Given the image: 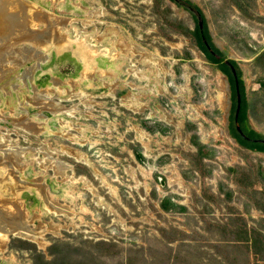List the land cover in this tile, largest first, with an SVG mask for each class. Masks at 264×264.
I'll return each mask as SVG.
<instances>
[{
	"label": "rangeland",
	"instance_id": "1",
	"mask_svg": "<svg viewBox=\"0 0 264 264\" xmlns=\"http://www.w3.org/2000/svg\"><path fill=\"white\" fill-rule=\"evenodd\" d=\"M13 1L29 27L0 42V264H213L219 222L264 211V153L230 135L193 6L264 137V0Z\"/></svg>",
	"mask_w": 264,
	"mask_h": 264
},
{
	"label": "trees",
	"instance_id": "2",
	"mask_svg": "<svg viewBox=\"0 0 264 264\" xmlns=\"http://www.w3.org/2000/svg\"><path fill=\"white\" fill-rule=\"evenodd\" d=\"M193 8L196 9L198 15L200 16L202 27H199V24L196 26V30L194 32V36L197 41V46L200 50H202L207 58L214 64L218 65L219 70L229 77V83L232 90V101L236 103V95L237 92L240 95V109L237 118L235 119L234 115L231 117V126H230V135L233 139L237 141L240 145H243L247 147L250 150H254L256 152L264 153V143L256 142L257 140H264V137L257 134L254 130H252L249 125L247 124L246 120V105L244 101V86L243 81L240 77L239 71H237V64L230 60H225L224 58L217 59L214 56L219 55L221 56L222 53L213 45L211 42L210 35L207 30L206 22L203 17V15L198 11L196 7L193 6ZM230 66L233 67L236 74V80L234 79L232 72L230 70ZM236 108V106H235ZM235 114V111H234ZM237 127L240 128L241 132L245 136V138H242L238 132ZM11 247V245H10ZM32 250V248L30 249ZM33 252L36 253V251ZM48 255L53 256L51 261H48L44 258V256L40 255L39 253L35 254V261L37 260L36 264H55L56 257L55 255L50 252V249L48 250ZM58 264V263H57Z\"/></svg>",
	"mask_w": 264,
	"mask_h": 264
},
{
	"label": "crops",
	"instance_id": "3",
	"mask_svg": "<svg viewBox=\"0 0 264 264\" xmlns=\"http://www.w3.org/2000/svg\"><path fill=\"white\" fill-rule=\"evenodd\" d=\"M261 213L260 219L229 221L227 227L219 222L217 227L230 229L217 237L213 264H264V211Z\"/></svg>",
	"mask_w": 264,
	"mask_h": 264
},
{
	"label": "bare ground",
	"instance_id": "4",
	"mask_svg": "<svg viewBox=\"0 0 264 264\" xmlns=\"http://www.w3.org/2000/svg\"><path fill=\"white\" fill-rule=\"evenodd\" d=\"M23 11L24 7H22L21 2H14L13 0H0V38L2 37L0 39V42H5L19 29H22L20 31L22 32V34H24L23 32L28 31L29 19L25 16V13H23ZM18 13H21L23 15H20ZM30 17L32 18V16ZM8 43L10 42H7V45ZM6 47L8 48L7 50L10 49L11 52V48H9L11 46L8 45ZM4 50L5 49H2L0 44V60Z\"/></svg>",
	"mask_w": 264,
	"mask_h": 264
},
{
	"label": "water",
	"instance_id": "5",
	"mask_svg": "<svg viewBox=\"0 0 264 264\" xmlns=\"http://www.w3.org/2000/svg\"><path fill=\"white\" fill-rule=\"evenodd\" d=\"M198 24H199V27L201 28V27H202V22L199 21ZM230 70H231V72H232V75H233L234 79L236 80L235 70H234L233 67H231V66H230ZM239 109H240V95H239V93L237 92V95H236V108H235V114H234L235 119H236L237 116H238ZM236 129H237L238 134H239L242 138H245V136H244L243 133L241 132L240 128L237 127ZM256 142L264 143V140H257Z\"/></svg>",
	"mask_w": 264,
	"mask_h": 264
}]
</instances>
